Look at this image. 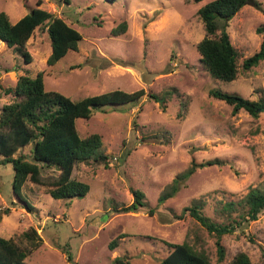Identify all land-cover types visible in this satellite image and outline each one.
Here are the masks:
<instances>
[{
  "label": "rangeland",
  "instance_id": "obj_1",
  "mask_svg": "<svg viewBox=\"0 0 264 264\" xmlns=\"http://www.w3.org/2000/svg\"><path fill=\"white\" fill-rule=\"evenodd\" d=\"M37 1L0 0V12L15 22ZM209 1L43 0L40 7L83 35L79 50H70L55 65L48 64L51 40L42 29L27 42L30 63L0 40V109L13 99L6 89L27 72L44 71L47 89L73 100L114 89L147 92L136 103L108 105L94 109L90 119H77L81 135L101 134L103 151L113 155L108 167L75 165L73 177L91 186L84 197L56 199L28 179L22 195L33 208H27L13 191V164L0 155V209L11 208L0 220V235L30 247L22 233L35 227L43 241L23 264H116L118 257L130 264H157L170 252L167 243L184 241L203 248L212 264H228L239 251H246L254 264H264V210L258 219L223 236L224 261L218 259L216 236L189 214L178 218L185 207L203 202L204 213L221 222L225 202H239L252 188L264 189V110L259 117L246 110L234 113L233 106L210 95L217 88L264 99V60L250 70L242 67L264 40V0H258L261 7L245 5L229 23L241 65L238 78L229 82L210 75L197 49L206 35L198 10ZM124 20L128 31L112 35ZM31 146L16 155L30 159ZM210 160L219 163L196 166L175 196L159 201L179 174ZM133 188L146 193L147 204L116 212L133 202ZM122 233L127 236L112 249L111 241Z\"/></svg>",
  "mask_w": 264,
  "mask_h": 264
},
{
  "label": "trees",
  "instance_id": "obj_2",
  "mask_svg": "<svg viewBox=\"0 0 264 264\" xmlns=\"http://www.w3.org/2000/svg\"><path fill=\"white\" fill-rule=\"evenodd\" d=\"M57 3L69 4L71 0H56ZM115 1V0H109ZM200 2L203 0H193ZM43 0L37 1V6L17 21H12L6 11L0 12V40L8 46L20 51L27 63L33 59L27 50V42L37 28L46 31L51 40L52 51L48 58L49 65H55L70 50H79L82 33L67 22L63 17L40 7ZM247 4L258 7L262 3L258 0H211L199 8L198 13L203 20L206 35L197 44L201 54V61L207 71L214 78L223 81H233L238 78L240 71V54L233 45L228 26L233 17ZM129 24L126 20L115 26L111 33L114 36L125 34ZM264 60V40L259 51L245 58L242 67L250 70ZM12 94V101L4 104L0 109V155L4 163L9 162L14 167L13 191L21 200L22 189L28 179L43 185L47 192L56 199H71L86 196L91 186L89 183L73 177L76 164L96 163L110 166L113 155L103 151V137L99 133L82 136L77 119H90L94 109L104 110L105 106H119L136 103L145 94V89L126 91L114 89L97 95H90L82 99L73 100L69 96L48 90L45 83L44 71L36 75L28 72L18 77L13 87L6 89ZM151 97L158 98L154 93ZM210 95L223 100L233 106V112L246 110L254 117H259L264 110V99L252 100L239 93L227 92L221 89H211ZM32 145L30 159L25 154L16 155L22 148ZM219 163L210 160L206 163L195 164L187 171L179 174L170 185H167L159 196L164 202L175 196L181 184L194 172L196 166H207ZM45 170L56 173L45 175ZM182 184V185H183ZM134 200L130 205L115 208L116 212L137 211L147 204L146 193L141 189H132ZM26 207H33L26 200ZM264 210V189L252 188L239 202L227 201L221 207L223 221L219 222L206 215L203 202L185 207L178 218L187 214L197 220L210 234L216 236L219 261L226 258V248L222 243L225 234L233 233L244 223L256 220ZM11 208L0 209V220L4 214H9ZM153 214L154 209H149ZM236 213V214H235ZM127 236L118 235L110 243L116 248L119 240ZM30 247L22 246L14 238L0 235V264H23L26 258L39 248L42 237L35 227L22 233ZM170 252L157 264H212L211 259L203 248L188 241L182 243H167ZM66 251V249H63ZM71 255L68 259L71 260ZM116 264H130L125 257L116 258ZM228 264H254L246 251H239Z\"/></svg>",
  "mask_w": 264,
  "mask_h": 264
}]
</instances>
